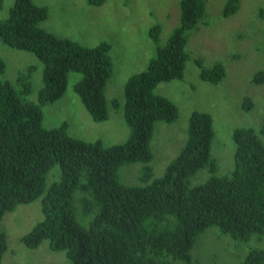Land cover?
<instances>
[{"label":"trees","instance_id":"1","mask_svg":"<svg viewBox=\"0 0 264 264\" xmlns=\"http://www.w3.org/2000/svg\"><path fill=\"white\" fill-rule=\"evenodd\" d=\"M88 1L101 5L106 0ZM239 6L240 0H228L224 15L235 14ZM205 14L204 0H181L180 23L165 45L159 43L160 27H152L156 55L124 85L123 111L131 135L105 146L100 140L71 136L66 122L51 128L43 122L44 106L64 95L70 72L82 74L73 88L95 122L107 120L111 107H121L122 101L106 93L114 72L111 45L102 41L86 46L59 37L42 25L49 17L47 6L13 0L9 16L0 20V38L10 47L34 53L44 69L38 102H33L28 98L30 74L20 77L23 88L17 89L1 78L7 65L0 57V224L6 212L42 198L43 218L21 241L37 248L49 240L51 249L66 251L70 264H193L200 236L205 238L214 227L249 246L241 264H264V248L250 245L254 235L264 236V141L253 127L235 129L234 169L218 175L211 152L213 117L194 110L187 140L164 174L154 177L150 167L156 123L174 122L179 115L178 105L156 89L161 82L184 77L191 58L189 32ZM260 15L264 18V8ZM194 61L202 80L216 84L226 77L223 63L205 67L201 58ZM252 81L264 83V70ZM253 106L247 94L243 107ZM136 161L145 164L147 183H123L121 167ZM56 165L61 178L48 185ZM203 168L209 176L192 186V177ZM77 192L84 222L75 207ZM219 232L214 230L217 240ZM7 249L0 228V263Z\"/></svg>","mask_w":264,"mask_h":264},{"label":"rangeland","instance_id":"2","mask_svg":"<svg viewBox=\"0 0 264 264\" xmlns=\"http://www.w3.org/2000/svg\"><path fill=\"white\" fill-rule=\"evenodd\" d=\"M206 14L196 28L189 32L187 61L184 77L161 82L156 92L173 100L179 107L176 121L157 122L151 142L154 157V177L164 174L167 166L177 157L188 137V127L194 110L212 115L215 135L212 141V157L218 164V175L234 169L235 142L233 133L238 127H253L262 140L264 120V83L252 81L258 70H264V18L260 11L264 0H240L235 14L224 15L228 0H204ZM49 8V17L43 26L59 37L71 38L86 46L102 41L111 45L110 55L114 72L108 81L106 93L122 105L110 108V115L103 122H95L85 109L73 86L82 74L70 72L67 90L62 97L44 106V126L58 127L67 123L69 134L85 141L100 140L105 146L126 141L131 129L124 116V85L130 76L146 69L155 57L156 43L150 33L153 26L160 27L159 43L167 44L174 28L180 23L181 0H106L101 5L88 0H37ZM13 0H0V20L9 16ZM0 57L6 61L1 78L22 89V75L31 77L32 92L28 98L38 102L43 86L44 64L32 52L6 45L0 38ZM196 58L205 67L221 62L226 77L219 83H209L199 76ZM250 95L253 108L246 110L243 99ZM145 164L139 161L125 163L120 169L121 181L129 185H144L148 177L143 173ZM59 165L48 174L47 184L61 178ZM209 176L208 169H200L191 179V185L203 183ZM75 194V207L79 219L80 204ZM42 198L28 204H20L6 212L0 224L8 240V249L0 264H70L64 250H53L49 240L39 247L30 248L21 241L43 218ZM214 230L209 229L205 238L193 250V264H241L249 246L231 236L221 234L217 240ZM223 237V238H221ZM227 237V238H226ZM251 246L264 248V236L254 235Z\"/></svg>","mask_w":264,"mask_h":264}]
</instances>
